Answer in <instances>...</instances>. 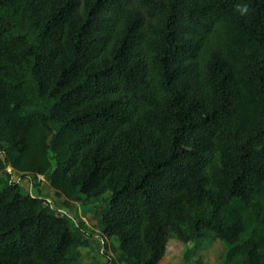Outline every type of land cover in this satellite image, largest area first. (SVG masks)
<instances>
[{"label":"trees","instance_id":"obj_1","mask_svg":"<svg viewBox=\"0 0 264 264\" xmlns=\"http://www.w3.org/2000/svg\"><path fill=\"white\" fill-rule=\"evenodd\" d=\"M0 155L104 200L107 264H264V0H0ZM74 223L0 177V264H84Z\"/></svg>","mask_w":264,"mask_h":264},{"label":"rangeland","instance_id":"obj_2","mask_svg":"<svg viewBox=\"0 0 264 264\" xmlns=\"http://www.w3.org/2000/svg\"><path fill=\"white\" fill-rule=\"evenodd\" d=\"M10 174L14 181L21 182L24 192H32L46 198L53 207L67 213L74 220L76 227L81 225V229L77 230L82 232L90 243L88 247L80 250L84 264H107L111 258L118 259L119 241L104 239L96 217V211L105 204L104 200L93 199L87 203L66 202L51 187L47 177L30 176L21 179L19 174L4 162V156L0 155V177H9ZM192 247L193 245L185 246L171 235L167 253L160 264H222L226 255V246L219 240L212 248L197 255L192 254Z\"/></svg>","mask_w":264,"mask_h":264},{"label":"clouds","instance_id":"obj_3","mask_svg":"<svg viewBox=\"0 0 264 264\" xmlns=\"http://www.w3.org/2000/svg\"><path fill=\"white\" fill-rule=\"evenodd\" d=\"M241 11H242V13H243V12H246V11H247V8L244 7V8L241 9Z\"/></svg>","mask_w":264,"mask_h":264},{"label":"crops","instance_id":"obj_4","mask_svg":"<svg viewBox=\"0 0 264 264\" xmlns=\"http://www.w3.org/2000/svg\"><path fill=\"white\" fill-rule=\"evenodd\" d=\"M62 197L64 198L63 200L66 201V198L64 196H62Z\"/></svg>","mask_w":264,"mask_h":264}]
</instances>
